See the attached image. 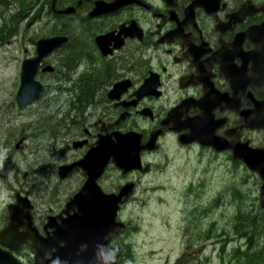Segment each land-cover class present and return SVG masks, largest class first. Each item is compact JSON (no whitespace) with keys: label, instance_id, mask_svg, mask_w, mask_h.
I'll list each match as a JSON object with an SVG mask.
<instances>
[{"label":"flooded vegetation","instance_id":"af4514ba","mask_svg":"<svg viewBox=\"0 0 264 264\" xmlns=\"http://www.w3.org/2000/svg\"><path fill=\"white\" fill-rule=\"evenodd\" d=\"M15 2L25 8L22 21L29 30L38 22L41 34L31 39L34 53L25 48L24 60L38 56L40 40L59 39L41 53L36 78L43 95L53 92L49 81L56 82V94H67L55 106V117L70 126L54 149L63 158L59 180L83 175L75 191L47 209L38 208L30 194H15L16 203L0 217V264L50 263L65 244L53 239L54 232L77 211L69 202L89 177L80 162L101 141L122 134V167L112 160L104 166L105 157L95 152L90 157L104 193L132 190L117 217L127 228L122 210L134 198L140 175L157 168L151 158L169 138L181 148L233 158L232 148L217 146L264 147L254 138L264 132V126L256 128L264 122V0H1L0 5ZM84 94H93L86 107ZM110 172L121 177L114 189L105 185ZM18 195L31 202L17 211Z\"/></svg>","mask_w":264,"mask_h":264},{"label":"rangeland","instance_id":"374dc122","mask_svg":"<svg viewBox=\"0 0 264 264\" xmlns=\"http://www.w3.org/2000/svg\"><path fill=\"white\" fill-rule=\"evenodd\" d=\"M21 6L18 2L12 7L0 5V36L6 26L14 27L9 39L0 40V217L16 203L17 192L30 194L40 209L55 206L60 195L64 198L80 186L83 175L77 172L65 183L59 180L63 158L54 149L70 126L60 115L55 117L60 101L56 99L67 95L56 94V82L49 81L53 92L30 107L22 110L16 103L22 62L28 55L25 48L34 53L32 43L41 35L38 22L29 30L27 21H22L25 8ZM92 99L93 94H84V107ZM50 117L57 119L55 138L43 131ZM23 137V149L17 150ZM254 138L264 146V132H255ZM151 159L157 168L140 175L135 196L121 213L129 226L114 242L121 247L119 264H176L183 255V264H223L236 248L248 247L236 224L241 215L264 216L262 179L257 173L228 152L181 148L173 138ZM119 183V173L110 172L105 178L111 189ZM258 225L257 237L263 233Z\"/></svg>","mask_w":264,"mask_h":264},{"label":"water","instance_id":"95a60500","mask_svg":"<svg viewBox=\"0 0 264 264\" xmlns=\"http://www.w3.org/2000/svg\"><path fill=\"white\" fill-rule=\"evenodd\" d=\"M58 41V38L40 40L38 42V56L24 60L21 72V85L16 97L20 108H26L40 98L44 90V85L37 80L36 74L42 60L41 53H45L56 47ZM263 126L264 122L256 126V128ZM130 134L126 135L128 142L131 141ZM122 141V134H118L114 141H101L98 143L100 146L98 150L95 152L96 148H94L91 155H88L80 162L83 170L89 177L81 190L69 202V206L77 209V211L72 215L69 214L65 219L66 227L64 226L62 230L59 231L57 229V231L54 232L53 239L58 242H64L65 244L58 247V251L53 254L49 264L118 263L119 248L107 249V247L113 237H118L126 229V224L122 221H118L117 217L120 203L128 199L132 190L125 192L126 187H124L118 194L104 193L97 183L98 176L93 174L91 157L95 152V156L98 154V156L103 157V159L105 157L104 166H106L108 161L112 158L118 166L122 167ZM22 142L23 140L17 144L16 148H20ZM238 143L239 144L230 142L227 143V146L224 144V146H217V148H232L234 159L242 160L249 169L259 174L263 182L261 186V206L264 208V148L249 147L247 144ZM96 162L97 161L94 163ZM73 166L74 165L62 166L61 168H71ZM124 193H127L125 200L122 198ZM17 203L18 211L22 208V204L27 205L29 203V199L27 197L21 198L20 195H18ZM1 234L4 235L5 233ZM100 251H103L105 256L111 254V259L107 260V262L103 259L98 260L97 253ZM0 258H2V255H0ZM38 258L40 259L39 252Z\"/></svg>","mask_w":264,"mask_h":264},{"label":"trees","instance_id":"16d2710c","mask_svg":"<svg viewBox=\"0 0 264 264\" xmlns=\"http://www.w3.org/2000/svg\"><path fill=\"white\" fill-rule=\"evenodd\" d=\"M3 3H5V0H2ZM1 4V0H0ZM10 28V29H9ZM8 29V30H6ZM12 27L6 26L5 29H2L3 36H0L1 42L6 41L11 37L13 34ZM51 121V123L48 124V129H43L44 133L45 131L50 134H52V138L56 137V123L57 119H51L46 121L48 123ZM49 127L51 128L49 130ZM51 131V132H50ZM48 134V133H47ZM45 135V134H43ZM50 147V145H49ZM264 211V208H262ZM264 215V212L262 216ZM261 215H254V216H243L241 215L239 218V222L236 224V232L237 234L241 235L243 238H246L247 240V246L246 249H243L242 247L236 248L237 250L234 251V255H231L230 259L225 263L223 260V264H264V216L261 219ZM261 222V223H260ZM261 224L263 227V233L261 236L257 237V234L259 232ZM263 239V240H262ZM259 242L263 243V247L259 248ZM185 255L181 256L179 259H177L176 264H183L182 261L185 258ZM186 264V263H185ZM200 264V263H196Z\"/></svg>","mask_w":264,"mask_h":264},{"label":"clouds","instance_id":"9594fccd","mask_svg":"<svg viewBox=\"0 0 264 264\" xmlns=\"http://www.w3.org/2000/svg\"><path fill=\"white\" fill-rule=\"evenodd\" d=\"M97 259H103L105 262H107V260L111 259V254L105 256L103 251H100L97 253Z\"/></svg>","mask_w":264,"mask_h":264},{"label":"bare ground","instance_id":"6f19581e","mask_svg":"<svg viewBox=\"0 0 264 264\" xmlns=\"http://www.w3.org/2000/svg\"><path fill=\"white\" fill-rule=\"evenodd\" d=\"M60 136V135H59ZM49 146V145H48Z\"/></svg>","mask_w":264,"mask_h":264}]
</instances>
